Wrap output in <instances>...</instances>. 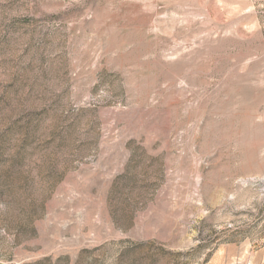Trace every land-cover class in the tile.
I'll return each mask as SVG.
<instances>
[{"label":"rangeland","instance_id":"rangeland-1","mask_svg":"<svg viewBox=\"0 0 264 264\" xmlns=\"http://www.w3.org/2000/svg\"><path fill=\"white\" fill-rule=\"evenodd\" d=\"M0 264H264V0H0Z\"/></svg>","mask_w":264,"mask_h":264}]
</instances>
